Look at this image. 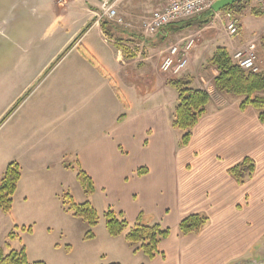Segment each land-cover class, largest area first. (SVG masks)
<instances>
[{"label": "crops", "instance_id": "obj_1", "mask_svg": "<svg viewBox=\"0 0 264 264\" xmlns=\"http://www.w3.org/2000/svg\"><path fill=\"white\" fill-rule=\"evenodd\" d=\"M171 1L116 0L117 14L139 18L136 27L125 23L129 32L121 35L124 41L107 38L86 8L62 47L93 20L86 31L65 53L44 60L30 48L39 34L33 32L36 21L29 11L18 9L6 20L4 28L15 32L27 53L7 51L3 59L0 79L7 84L6 109L20 98L22 111L7 118L15 124L2 138L6 154L0 178L7 163L17 162L21 175L16 193L20 191L22 203L33 201L41 208L39 215L51 216L45 209L56 204L48 198H56L75 178L74 162L92 178V195L96 187L116 191L114 205L108 206L128 222H157L170 229L159 243L161 253L152 260L129 246L119 264H259L255 261L262 256L258 254L264 243V123L252 106L239 108L240 98L214 90L217 71L207 65L217 47L231 54L249 42L264 45V28L257 31L245 22L252 18L253 7L259 9L248 2L251 9L239 14L234 38L224 31L222 11L205 25H199L206 17L202 13L143 39L130 36L139 33L141 21L151 11ZM93 30L97 42L86 39ZM188 36L194 40L188 64L173 77L192 78L191 86L206 90L210 101L188 144L180 146L171 125L177 93L167 84L169 76L160 71L159 63L169 44ZM115 42L131 47V56L125 57ZM79 47L98 66L86 60ZM245 157L254 161L255 169L238 184L227 169ZM140 168L146 172L138 174ZM58 205L56 215L67 216ZM196 213L207 217L201 231L180 235L179 221Z\"/></svg>", "mask_w": 264, "mask_h": 264}, {"label": "rangeland", "instance_id": "obj_2", "mask_svg": "<svg viewBox=\"0 0 264 264\" xmlns=\"http://www.w3.org/2000/svg\"><path fill=\"white\" fill-rule=\"evenodd\" d=\"M104 2L115 11V16L123 19L121 24L116 23V17L109 18L104 14V10L102 9V4ZM114 2H116V0H0V75L4 62L3 59L7 51L8 55L10 52H12L11 55L27 53L26 44L24 45L22 40L18 39L15 32L11 30L6 31L4 28L7 26L6 20L13 18L18 9L24 8L28 10V13L35 18L36 25L33 32L39 34V36L34 40L30 48L33 50L34 56L38 55L41 60H44L53 53H57V56L61 55L63 50L67 47V45L62 47L67 35L77 29L79 23H81V20L85 16L86 8H88L91 16H94L99 21L104 20L106 22L107 29L111 33V39L114 41L121 38L122 34L129 32V27H127L125 23L130 24L132 27H136L139 18L125 14H117L116 3L114 4ZM249 5H246L244 10L251 9ZM242 11L243 10L239 13H234L239 20V14L242 13ZM89 22H93V20H89L87 23ZM245 22L252 29L257 30L259 28H264V14L262 16L253 14L252 18H246ZM85 25L86 23L79 28L80 30H77L76 36ZM25 30L30 31V28L26 27ZM130 36L135 37L136 40L146 38L143 36L141 30L139 33H131ZM86 39L96 42L99 40L95 30L90 32ZM121 40L124 41V37H122ZM98 45L100 48H104L101 44L98 43ZM262 47H264V45H262ZM262 47L259 45L255 46L256 64L259 70H261L264 65ZM130 48L128 47L131 52L132 49ZM25 49L26 52L24 51ZM45 69H47V67ZM39 93L40 92L37 94ZM259 94L263 95V93ZM6 97L7 84L0 79V162L6 154L2 138L15 124V122H7V118L13 111L14 113L17 111L20 113L22 111H20V98H17L14 103L6 109ZM232 97L239 99V97ZM16 117L17 115H15V118ZM175 132L177 140L180 139L181 132L178 130ZM71 165L72 169H74L73 167H77L74 162ZM62 187V190L58 191L56 198L52 197V195L48 198L51 204L52 201L56 204V207L51 205L45 209V211L51 212V216L39 215V210L41 208L35 206L33 201L29 204H23L20 191L16 193L15 190L12 196L10 212L6 214L0 211V247L7 252V249L4 248V244L8 242L11 249L18 250L24 248L28 264L36 261H43L45 264H111L117 263L119 260H124L129 254L127 247H132L123 240L122 236L125 232L117 238L110 237L104 226V212L108 208L112 209V207L108 205H114V201H116V191H103L96 187L95 194L85 195L74 177L66 186ZM64 194L71 196L73 202L76 204L89 202L93 206L97 214V223L94 227L90 228L86 221L81 218L73 217L69 211L64 209L62 205ZM58 202L61 208L68 214L67 216L63 217L56 215L59 210ZM27 209L28 212L30 211V214L25 212ZM133 224L134 223L129 222L130 226ZM15 226L30 227L31 231L22 232L16 230ZM88 230L93 233L94 237L90 240H85L83 236ZM10 231H15L18 234V238L13 241H8L7 234ZM65 246H69L68 251L65 250ZM58 247L59 249H57ZM260 247L262 254L259 253L258 255L262 256H259V261L255 262L264 264V243H262Z\"/></svg>", "mask_w": 264, "mask_h": 264}, {"label": "trees", "instance_id": "obj_3", "mask_svg": "<svg viewBox=\"0 0 264 264\" xmlns=\"http://www.w3.org/2000/svg\"><path fill=\"white\" fill-rule=\"evenodd\" d=\"M249 0H237L235 3L223 8L222 11L231 10L239 13L248 5ZM252 13L261 15L263 11L252 8ZM203 14L205 19L199 22V25H205L213 17V10L207 9ZM189 22V21H188ZM187 22H183L185 24ZM91 22L79 32L73 41L64 49L65 53L90 26ZM103 34L111 39V33L107 29L104 20L99 21ZM116 41H122L121 38ZM125 57H130L128 47L116 44ZM82 56L91 64L98 66L96 60L83 48L79 47ZM264 62V47H263ZM209 67H213L217 74L212 79V84L216 92L230 94L240 98L239 108L244 109L252 106L257 111L259 122L264 123V65L257 72L245 71L231 60L229 52L224 47H217L212 56L207 61ZM192 78L183 76L180 78L169 77L167 84L177 93V103L172 113L171 125L174 129L181 132L179 139L180 146H186L190 140L192 129L198 120L206 113V106L210 101L209 93L204 89L194 88L191 86ZM259 93H263L260 95ZM65 167H69L65 165ZM75 179L81 186L85 195H92L94 192V184L92 178L77 165L75 167ZM254 161L245 157L237 164L227 169V172L238 184H243L254 172ZM146 172L145 168L138 169V174ZM20 166L17 162L11 161L7 163L4 173L0 178V211L9 213L12 206V196L16 190L17 183L20 179ZM62 205L66 211L75 217L81 218L90 228L97 223V214L93 206L89 202L76 204L71 196L64 194ZM104 226L110 237L120 236L122 233L124 240L131 245L133 252H141L148 260H152L161 252L159 251V243L168 237L170 230L162 227L159 223L142 224L139 221L132 226L123 216L121 212H115L108 208L104 212ZM207 222V217L201 214H190L182 218L178 223L179 234L189 235L198 234ZM16 230L22 232H30V227H17ZM94 237L93 233L88 230L83 239L90 240ZM18 238L15 231L7 234V240L13 241ZM7 252L0 247V264H28L24 248L18 250L11 249L8 242L4 244ZM65 250H69V246H65ZM31 264H45L43 261H36ZM119 264V263H111Z\"/></svg>", "mask_w": 264, "mask_h": 264}, {"label": "built area", "instance_id": "obj_4", "mask_svg": "<svg viewBox=\"0 0 264 264\" xmlns=\"http://www.w3.org/2000/svg\"><path fill=\"white\" fill-rule=\"evenodd\" d=\"M216 0H174L162 8L151 11L140 24V30L144 37L154 35L161 28L183 21H188L200 16ZM257 9L264 11V0H249ZM102 9L107 17H116V23L121 24L122 18L115 16V11L107 6L104 2ZM223 12L224 31L229 38L238 35L240 21L238 17L231 11ZM220 11L214 12L216 18L220 17ZM193 37H185L175 43L170 44L164 52L159 69L168 76H176L188 64L191 49L193 47ZM231 60L245 71H259L256 64V52L253 42L243 44L233 50Z\"/></svg>", "mask_w": 264, "mask_h": 264}, {"label": "water", "instance_id": "obj_5", "mask_svg": "<svg viewBox=\"0 0 264 264\" xmlns=\"http://www.w3.org/2000/svg\"><path fill=\"white\" fill-rule=\"evenodd\" d=\"M237 0H216L215 2H213V4L211 5V9L214 12H218L221 11L223 8H226L227 6L235 3Z\"/></svg>", "mask_w": 264, "mask_h": 264}]
</instances>
